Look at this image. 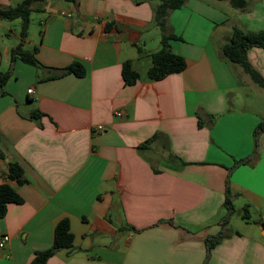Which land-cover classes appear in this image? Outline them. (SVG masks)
I'll return each instance as SVG.
<instances>
[{"label":"crops","instance_id":"obj_1","mask_svg":"<svg viewBox=\"0 0 264 264\" xmlns=\"http://www.w3.org/2000/svg\"><path fill=\"white\" fill-rule=\"evenodd\" d=\"M159 2L33 3L23 48L37 49L40 66L11 62L20 24L0 21V185L20 199L0 219V238L9 236L0 264H31L64 219L72 247L43 264H264V103L242 94L264 90L221 53L233 28L264 30V0L242 11L182 0L165 22L186 67L150 81ZM246 56L264 79V49ZM125 62L139 75L132 85ZM73 64L81 77L66 71ZM10 164L21 183L8 178ZM243 208L250 225L239 231Z\"/></svg>","mask_w":264,"mask_h":264},{"label":"trees","instance_id":"obj_2","mask_svg":"<svg viewBox=\"0 0 264 264\" xmlns=\"http://www.w3.org/2000/svg\"><path fill=\"white\" fill-rule=\"evenodd\" d=\"M43 0H22L20 3L0 8V21H20L19 38L20 42L10 51V60H20L22 62L40 66V64L34 58V53L37 51L33 48L32 51H27L23 48V41L27 38L28 27L30 23V6L35 2H42ZM72 2L74 0H64ZM228 1L232 8L236 10H244L247 2L246 0H219ZM182 5V0H160L159 4L154 9V22L161 31L160 48L150 54L151 65L146 72V78L150 81H158L170 74L179 73L186 67L185 59L171 50L169 41L171 39H177L172 34H167L165 16L169 11L179 9ZM251 47H257L264 49V30L257 32H244L238 28L231 30L228 40L221 46L222 56L231 63L238 65L242 71L247 74L250 80L260 89L264 90V79L260 74L254 70L249 64L246 56V52ZM67 72H72L74 75L81 77L84 74V68L80 64H73L67 68ZM121 75L124 84H134L139 75L132 70L130 62L122 64ZM8 72L0 74V87L7 79ZM33 118H37V114H32ZM264 123H260L256 129L263 128ZM8 178L14 180L17 183H21L22 169L17 164H10L8 167ZM11 203H20V199L17 194L7 185H0V219L4 217L6 213V207ZM229 200L225 201V206L230 209ZM241 219L248 220L247 208H243L240 214ZM264 226V222L260 223ZM223 235H218L214 238H209L206 241L207 249L210 250L215 244H217ZM73 244V235L70 232L68 220L64 219L59 221L53 233V242L51 247L36 254V257L31 264H43L48 257H50L54 251L59 249L71 248Z\"/></svg>","mask_w":264,"mask_h":264},{"label":"rangeland","instance_id":"obj_3","mask_svg":"<svg viewBox=\"0 0 264 264\" xmlns=\"http://www.w3.org/2000/svg\"><path fill=\"white\" fill-rule=\"evenodd\" d=\"M13 24L19 25L20 21L19 20H17V21L15 20V21H13ZM242 94H243V97L245 99H251L252 102L253 101H258L260 99V101H263V103H264V97L262 99L261 97L257 96V94H255L253 91H250V89L248 87L244 89V92ZM231 217H232V220H231V223L229 224L228 227L233 228L234 225L236 224V221L234 220L235 219L234 216H231ZM238 222L239 223L237 224L235 229H237L239 231H244L250 225V222L248 220L245 221V220L242 219V220H239Z\"/></svg>","mask_w":264,"mask_h":264},{"label":"built area","instance_id":"obj_4","mask_svg":"<svg viewBox=\"0 0 264 264\" xmlns=\"http://www.w3.org/2000/svg\"><path fill=\"white\" fill-rule=\"evenodd\" d=\"M27 93H31V90H27ZM117 116H120V113L117 114ZM95 131L101 132L103 131V127L100 125L95 126L94 128ZM9 242V236L8 235H3L0 238V248H3L7 243Z\"/></svg>","mask_w":264,"mask_h":264},{"label":"water","instance_id":"obj_5","mask_svg":"<svg viewBox=\"0 0 264 264\" xmlns=\"http://www.w3.org/2000/svg\"><path fill=\"white\" fill-rule=\"evenodd\" d=\"M259 228L264 231V226L260 225Z\"/></svg>","mask_w":264,"mask_h":264}]
</instances>
